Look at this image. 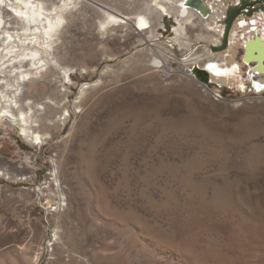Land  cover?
I'll list each match as a JSON object with an SVG mask.
<instances>
[{
	"label": "rangeland",
	"instance_id": "obj_1",
	"mask_svg": "<svg viewBox=\"0 0 264 264\" xmlns=\"http://www.w3.org/2000/svg\"><path fill=\"white\" fill-rule=\"evenodd\" d=\"M237 2L212 0L217 12ZM245 3L229 29L244 37L228 36L231 48L202 57L238 65L213 84L226 90L221 100L185 73L187 58L224 34L219 15L181 32L173 10L157 7V20L145 10L151 43L172 54L174 73L165 75L142 34L111 22L104 31L99 10L73 9L59 45L72 81L26 95L51 104L42 141L30 144L0 121V169H8L0 174V264H264V88L253 87L242 59L251 29L235 23L261 13L264 0ZM58 89L67 92L60 107ZM53 169L66 196L61 212ZM57 220L61 244L51 251Z\"/></svg>",
	"mask_w": 264,
	"mask_h": 264
},
{
	"label": "bare ground",
	"instance_id": "obj_2",
	"mask_svg": "<svg viewBox=\"0 0 264 264\" xmlns=\"http://www.w3.org/2000/svg\"><path fill=\"white\" fill-rule=\"evenodd\" d=\"M146 1L60 0L59 2H54L53 0H0V121L5 120L8 125L18 126L20 136L30 144L35 145L37 143V146L42 141L43 134H41L40 129L51 125L47 119L51 104L48 101L34 102L26 95L31 90L38 89L40 85L56 84V82H62L65 79L68 81L63 82L64 84H69L72 81L71 67H63L60 65V59L64 55L59 51V45L61 43L60 33L65 29L67 16L73 14L74 8H79L83 4H88L92 8L99 10L97 23L104 28V31H111V29L107 28V24L111 22L113 23L112 25L119 26L123 30L133 28L136 33L142 34L148 48L155 53L153 59L160 62L164 71L171 72L170 59L172 58V54L170 50L165 49L163 46L151 43L150 40L153 36L155 25H150V19L145 10L150 12L154 9L157 10V7L169 12L173 10L176 14L181 15L183 19L182 22H179L181 32H183L186 23L195 24L197 22L199 24L203 21L194 19L197 11L195 8L188 6L186 0H173L177 3L175 6L165 5L172 0H159L156 2V6L154 4L151 5V3L143 6ZM162 1H165V3ZM202 1L207 4L212 3V0ZM120 3L127 4V8L131 6L129 7L131 11L125 12L122 10L123 8L118 5ZM211 5V8L216 11L217 7L213 4ZM156 10L154 11L155 19L157 20ZM5 14L11 15L12 20H8ZM12 22L19 24V26L12 27ZM254 23H256V19ZM144 25H150V28L145 29ZM255 28L257 27H252V34L246 40H253L258 37V40L251 44L252 52L258 53L257 56L254 58L250 57L245 62L253 66L256 62L258 64L257 59L262 60L261 65L258 66L256 64L249 69L250 77L254 72L256 73V77H261L264 73V42L259 40V36L252 37H254L255 33L258 35L259 33L264 34V28L261 31L257 30L254 32L253 30ZM233 31L234 29L231 30V37H234L236 34ZM199 34L202 36V31ZM205 35L208 37L211 36L209 33ZM219 41V39L213 40V44H218ZM243 43H245V39H243ZM256 45H262L263 49L261 46ZM211 47H206L202 53H196L187 58V63L185 64L191 67L192 72V67H196V62L201 60L204 54L206 55L210 50H213ZM231 47L232 43L228 45L227 49ZM261 49L262 51H259ZM244 53L245 49L243 46L242 56ZM57 67L62 69V78L56 76ZM83 68L84 72H88L87 67ZM207 68L214 73L219 72L221 76H227L228 79L238 73L237 64L230 68V64L217 66L215 63H210ZM94 69H91V71H94ZM242 82V80H239V84H242ZM63 83L58 86H63ZM60 90H63V93H61L62 98L59 102H54V105L56 104L58 107L65 104L63 99L67 93L65 92L66 89H58L57 91L60 92ZM83 92L84 89L81 88L79 98ZM7 170V168L5 170L0 169V174L7 175ZM51 175L56 184L55 195L58 197L56 210L57 212L65 211L67 204L65 202L66 196L61 189V183L57 178L56 169H53ZM20 178L27 179V176ZM59 220L55 222L56 225L51 230L52 235L50 234L51 237L47 240V246H51V251L54 250V245L57 248L61 244L62 234L59 228Z\"/></svg>",
	"mask_w": 264,
	"mask_h": 264
},
{
	"label": "built area",
	"instance_id": "obj_3",
	"mask_svg": "<svg viewBox=\"0 0 264 264\" xmlns=\"http://www.w3.org/2000/svg\"><path fill=\"white\" fill-rule=\"evenodd\" d=\"M206 3V2H205ZM206 5L207 6H209L210 7V12H209V14L207 15V16H202L201 15V13H199L196 9V13H197V15L196 16H194V19H200L201 21H206V20H209V17H211L212 15H215V14H217V15H219V16H217V23H218V25L220 26L221 25V27L223 26L224 27V22H225V20H226V17H227V15H226V13H227V10L225 9V12H222V11H215V9H212L211 8V4L209 3V4H207L206 3ZM217 12V13H216ZM240 17L241 16H238L236 19H238L237 20V27H238V29H242V28H244V26H247L248 28L250 27V28H252L255 24L254 23H252V20H254L255 19V17H253V18H249V19H246V18H243V19H240ZM258 19H259V17H258ZM246 21V23L245 24H241V22L242 21ZM257 20V19H256ZM263 20H264V18H263ZM256 25H260V24H258V23H256ZM239 33V35H240V37L241 38H243V32H240V30H236V35ZM238 35V36H239ZM222 37H223V35L220 37V42H219V45L221 44V39H222ZM211 45L212 44H210L209 45V47H211ZM213 46H217V45H213ZM201 60H203V62H201L200 63V60H198L197 62H196V65L195 66H197V67H199V68H201V69H204V70H206L207 71V74H208V82L210 83V85H208L206 82H204V81H202L201 80V84H202V90H204L205 92H208L209 94H212L213 96H214V99H218V100H221V99H223L224 98V96H223V89H220V87H217V86H213V84H217L216 82H215V80L216 79H220V78H223V77H221V74H219V72H213V71H211V70H209L208 68H207V66L210 64V63H215L217 66H221V65H225L226 63H225V61H224V59H219V58H212V57H208V55L206 56V57H204V58H202ZM204 62H205V64H204ZM243 62H245L244 60H243ZM198 63H200L201 65H199ZM204 64V65H203ZM172 68V67H171ZM188 68L189 69H187V66H186V69L187 70H185V73L189 76V75H192L193 73H192V69H191V67H189L188 66ZM192 68H194V67H192ZM249 72V71H248ZM172 73H174V69L172 68V71L171 72H168V73H166L165 75H170V74H172ZM250 75V74H249ZM250 78H256V80H254L253 81V84H254V88L255 89H257V91L258 92H260L263 88H264V85L262 84V80L261 79H264L263 77L261 78V77H256L255 75H253V76H251ZM213 86V87H212Z\"/></svg>",
	"mask_w": 264,
	"mask_h": 264
},
{
	"label": "water",
	"instance_id": "obj_4",
	"mask_svg": "<svg viewBox=\"0 0 264 264\" xmlns=\"http://www.w3.org/2000/svg\"><path fill=\"white\" fill-rule=\"evenodd\" d=\"M241 1V5L240 6H237V5H234V6H229V9H227V18L225 20V30H224V34H223V37H222V40H221V44L219 46H212L211 48L213 50H220V49H223L227 46V42H228V36H229V29H230V26L232 24V21L233 19L242 11V8L245 6V1L246 0H240ZM186 4L190 7H193L195 8L199 13H201L202 16H207L210 12V7L207 6L202 0H186ZM261 8H264V5L261 6ZM251 9H254V8H251ZM258 40V37H256L255 39H250V40H245V43H244V49H245V53H244V56H243V60L246 61L248 58L250 57H255L257 56V53H253L252 50H251V44L254 42V41H257ZM261 42H264V37L259 39ZM258 66L261 65V61L262 60H258ZM193 73L195 74V76L206 82L208 85H210V83L208 82V74H207V71L204 70V69H201L199 67H194L193 68Z\"/></svg>",
	"mask_w": 264,
	"mask_h": 264
},
{
	"label": "flooded vegetation",
	"instance_id": "obj_5",
	"mask_svg": "<svg viewBox=\"0 0 264 264\" xmlns=\"http://www.w3.org/2000/svg\"><path fill=\"white\" fill-rule=\"evenodd\" d=\"M223 1H224V0H223ZM240 3H241V1H240V2H237L235 5L240 6V5H239ZM210 4H212V3H210ZM211 7H212V5H211ZM227 9H229V6L226 7V10H227ZM260 10H263V11H262L263 13L261 12V13L257 14V16H255V19H257V20H256V23H258V24H260V25L257 26L256 23H254V22H255V19L252 20V23L255 24L254 26L257 27V28H255V30H253L254 32H256L257 30H260V31H261V30L264 28V20H263V18H264V8H261V7H260L259 11H260ZM241 12H245V10L242 9ZM241 12H240V13H241ZM258 17H259V19H258ZM261 17H262V18H261ZM240 19H243V18L240 17ZM237 20H238V19H236V22H235L236 24H237ZM261 21H263V22H261ZM242 22H243V23H242ZM242 22H241V24H245V23H246V21H244V20H243ZM245 27H246V26H245ZM247 28H248V27H247ZM248 29H252V28L249 27ZM256 36H259V38L261 39V38L264 37V34L259 33V35H258V34L255 33L254 37H252V38H255ZM230 37H231V32H229V39H230ZM229 39H228V44H227V47H226V48H228V45H229ZM246 39H249V38H246ZM246 39H245V40H246ZM219 40H220V39H219ZM219 42H220V41H219ZM213 45H217V46H219V43H218V44H213V43H212L211 46H213ZM243 46H244V43H243ZM256 46H261V48L263 49V46H262V45H256ZM262 49L259 50V51H262ZM212 51H213V53H214V50H212ZM218 52H219V51H218ZM215 53H216V52H215ZM243 56H244V55H243ZM243 56H242V59H243ZM245 63L248 64L247 62H245ZM251 63H252V62H251ZM252 64H253V63H252ZM256 64H257V62H256L255 64H253V66H255ZM253 66H250V68L253 67ZM250 68H249V69H250ZM254 73H255V72H254ZM254 73H253V75L256 76V73H255V74H254ZM257 74H258V73H257ZM253 75H252V76H253Z\"/></svg>",
	"mask_w": 264,
	"mask_h": 264
},
{
	"label": "trees",
	"instance_id": "obj_6",
	"mask_svg": "<svg viewBox=\"0 0 264 264\" xmlns=\"http://www.w3.org/2000/svg\"><path fill=\"white\" fill-rule=\"evenodd\" d=\"M226 92V90H224V93Z\"/></svg>",
	"mask_w": 264,
	"mask_h": 264
}]
</instances>
